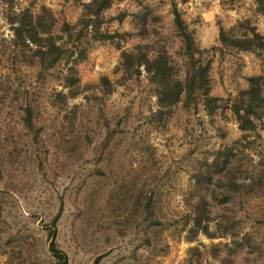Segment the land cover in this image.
Returning a JSON list of instances; mask_svg holds the SVG:
<instances>
[{
    "label": "rangeland",
    "instance_id": "rangeland-1",
    "mask_svg": "<svg viewBox=\"0 0 264 264\" xmlns=\"http://www.w3.org/2000/svg\"><path fill=\"white\" fill-rule=\"evenodd\" d=\"M172 2L211 57L221 107L210 115L200 102L158 113L145 73L121 76V49L178 50ZM18 3L70 22L81 12L75 0ZM102 16L114 37L91 41L77 64L79 93L63 98V64L18 63L0 7V264H55L56 216L53 239L67 264H264V108L256 130L243 133L227 107L246 76L264 75V51L218 40L220 26L244 19L264 35L254 0H113ZM101 76L113 91H102ZM203 198L212 236L189 241Z\"/></svg>",
    "mask_w": 264,
    "mask_h": 264
},
{
    "label": "trees",
    "instance_id": "trees-1",
    "mask_svg": "<svg viewBox=\"0 0 264 264\" xmlns=\"http://www.w3.org/2000/svg\"><path fill=\"white\" fill-rule=\"evenodd\" d=\"M75 1L80 3L81 12L75 22H70L59 18L44 5L35 12L29 5L21 6L18 0H0L2 17L11 31V37L6 42L13 47L16 61L37 66L39 71L59 63L63 64L59 81L63 88L68 89V92L60 93L63 98L74 97L79 93L78 90H73L79 88L81 81L77 64L86 59L91 41L114 37V34L101 29L105 21L102 11L108 8L113 0ZM254 2L256 11L264 16V0ZM171 12L174 29L180 39L178 50L174 54L165 46L151 50L147 44H135L129 49H121V76L130 79L144 72L147 80L153 85L158 113H169L171 106L177 103L196 106L200 102L206 114L210 115L221 107V98L211 93V57L205 55L207 49L197 43L194 32L182 18L175 2H172ZM124 15L125 13L119 14V19ZM240 26L245 29L242 33L236 30ZM218 40L221 45L238 50L264 51V35L257 31L255 26L249 25L248 19L227 30L220 26ZM246 81L247 86L241 89L227 106L243 133L256 130L257 120L262 116L264 108V75L251 74L246 76ZM98 84L103 92L108 93L114 89L113 82L107 76H101ZM22 109L23 123L31 125L30 106H24ZM200 201L198 208H202L203 201L206 200L203 198ZM203 208L198 209L191 218L187 237L189 241L198 233L212 236L208 230L209 219ZM56 219L57 216L52 219L49 250L55 258V264H67L66 253L53 239ZM192 250L198 251V247L188 248V251ZM186 264L191 263L188 261Z\"/></svg>",
    "mask_w": 264,
    "mask_h": 264
}]
</instances>
